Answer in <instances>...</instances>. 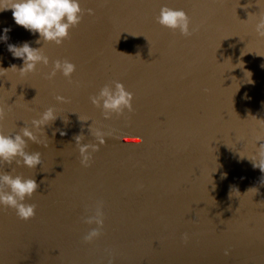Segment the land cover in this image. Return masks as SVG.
<instances>
[{
	"label": "water",
	"instance_id": "95a60500",
	"mask_svg": "<svg viewBox=\"0 0 264 264\" xmlns=\"http://www.w3.org/2000/svg\"><path fill=\"white\" fill-rule=\"evenodd\" d=\"M79 3L83 19L59 46L0 11V37L9 29L0 39V131L27 126L42 142H27L41 154L35 169L0 163V173L39 185L25 200L34 218L0 206V264H264V172L244 157L264 144V38L255 32L264 0ZM163 6L184 10L198 30L184 37L159 25ZM26 42L49 64L21 76L8 45ZM65 59L76 66L72 83L59 71L48 79ZM113 81L133 94L134 112L105 120L89 98ZM49 107L57 118L37 131L31 121ZM91 126L114 138L83 167L75 137L97 143ZM97 201L103 235L84 244Z\"/></svg>",
	"mask_w": 264,
	"mask_h": 264
},
{
	"label": "clouds",
	"instance_id": "9594fccd",
	"mask_svg": "<svg viewBox=\"0 0 264 264\" xmlns=\"http://www.w3.org/2000/svg\"><path fill=\"white\" fill-rule=\"evenodd\" d=\"M9 9L12 11L14 22L18 26L29 30L33 34L38 33L40 40H43V42H54L58 46L69 38L70 29L77 27L81 23L85 11L81 8L79 0H0V11ZM86 11L88 15L95 14L91 8ZM155 19L162 27L173 32L178 30L184 37H190L198 30V28L190 29L191 19L182 9L163 6ZM8 31L9 29H5V35L0 37V39L7 41ZM255 32L258 37L264 38V15H261L256 23ZM40 40H37L36 43H40ZM8 51L15 58L23 60L22 68L17 69L15 65L11 67L18 70L21 76L35 72L37 64L42 63L45 66L49 64V58L44 55L42 47L33 48L27 42L22 46L9 44ZM75 70L76 66L67 59L63 61L56 60L47 78H54L59 71L64 77L69 79V83H72L71 76ZM55 99L58 102H67L63 96L58 95ZM89 99L92 105L102 109V115L105 120L111 119L113 114L116 117L123 116L125 110L128 113L134 112L132 104L134 96L119 81L105 84L98 94L90 96ZM6 116L5 109L0 107V122H3ZM56 118L54 109L49 107L39 119H33L31 124L39 131L43 126L55 121ZM79 119L81 120L80 117ZM261 122L264 123V120H261ZM90 131L97 143L82 144L83 135L75 137L80 155V164L83 167H90L92 153L99 151L100 146L106 143L105 137L114 138V131L103 132L99 128L94 129L92 126ZM61 134L63 135V133ZM257 140L259 141L260 138L257 137ZM28 141L38 144L42 143L27 126L21 128L20 132L15 135H5L0 131V163L11 165L15 162L17 166H26L32 169H35L37 165H41V154L39 152L29 153L26 151ZM43 145L47 146L46 143H43ZM244 157H247L255 168H259L261 172H264V144L259 146L256 154ZM38 187L39 185L34 178H24L21 175L14 176L11 172L0 173V206L5 209L11 208L15 210L19 219L28 221L35 217L36 205L25 203V200L30 199L37 192ZM138 187L142 188L143 185ZM104 220L103 202L97 201L94 214L84 220L86 224L96 225L83 237L82 242L84 244H91L103 235ZM184 239H187V234H185ZM224 254L229 255V250H225ZM109 255L111 256V253ZM108 264H113L112 259H109Z\"/></svg>",
	"mask_w": 264,
	"mask_h": 264
}]
</instances>
